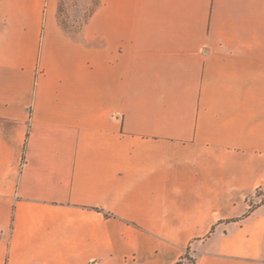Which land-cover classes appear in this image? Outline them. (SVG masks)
Masks as SVG:
<instances>
[{"label": "crops", "instance_id": "obj_1", "mask_svg": "<svg viewBox=\"0 0 264 264\" xmlns=\"http://www.w3.org/2000/svg\"><path fill=\"white\" fill-rule=\"evenodd\" d=\"M260 187L264 0H0V264H264Z\"/></svg>", "mask_w": 264, "mask_h": 264}, {"label": "rangeland", "instance_id": "obj_2", "mask_svg": "<svg viewBox=\"0 0 264 264\" xmlns=\"http://www.w3.org/2000/svg\"><path fill=\"white\" fill-rule=\"evenodd\" d=\"M97 0H59L60 20L70 32L75 33L83 19L96 6ZM258 203L264 201V190H258Z\"/></svg>", "mask_w": 264, "mask_h": 264}, {"label": "trees", "instance_id": "obj_3", "mask_svg": "<svg viewBox=\"0 0 264 264\" xmlns=\"http://www.w3.org/2000/svg\"><path fill=\"white\" fill-rule=\"evenodd\" d=\"M184 261H186L188 264H195V259L192 257V255L189 253V248L186 250V252L182 255L180 260L177 261L176 264H184Z\"/></svg>", "mask_w": 264, "mask_h": 264}, {"label": "built area", "instance_id": "obj_4", "mask_svg": "<svg viewBox=\"0 0 264 264\" xmlns=\"http://www.w3.org/2000/svg\"><path fill=\"white\" fill-rule=\"evenodd\" d=\"M258 190H264V187H260ZM264 195V194H263Z\"/></svg>", "mask_w": 264, "mask_h": 264}]
</instances>
